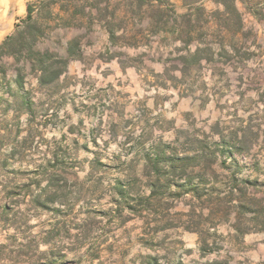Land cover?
Listing matches in <instances>:
<instances>
[{"label":"rangeland","instance_id":"obj_1","mask_svg":"<svg viewBox=\"0 0 264 264\" xmlns=\"http://www.w3.org/2000/svg\"><path fill=\"white\" fill-rule=\"evenodd\" d=\"M12 35L0 53L6 264H22L9 237L23 231L39 264H264V0H0V44ZM26 44L49 63L69 57L64 74L40 83ZM166 151L206 157L181 179L202 177L212 205L171 176L147 201L170 173L150 160Z\"/></svg>","mask_w":264,"mask_h":264},{"label":"trees","instance_id":"obj_2","mask_svg":"<svg viewBox=\"0 0 264 264\" xmlns=\"http://www.w3.org/2000/svg\"><path fill=\"white\" fill-rule=\"evenodd\" d=\"M234 1V0H233ZM163 1H160V3H162ZM227 5V4H226ZM27 19H31V13L29 11V8H27ZM16 35H12V36H8L6 37V39L0 44V53L5 54L6 49H11L14 48V46L16 47L17 42L19 41L18 38H15ZM27 48V51L30 54H33L32 51V44H26L25 46ZM36 55L37 60L36 63L38 65V70L40 72V77H39V82L42 84H49L52 83L54 81H56L57 79L60 78V76L62 74H64L65 72V68L67 66L68 61L70 60V58L68 57L67 59H63L60 60L58 62H56L55 64L53 63H49L44 57V54L42 53H34L33 56ZM1 56V55H0ZM71 56V54L69 55ZM29 60V59H28ZM31 60V61H30ZM29 61H27V63L29 64H33L32 61L33 59H30ZM34 62V61H33ZM165 154V155H164ZM166 154H169V156ZM202 155H188L185 153H180L177 154L173 151H166V153H163L162 155L156 156V158L151 159L150 162L154 163L155 165L158 164V162H160L162 160V158L166 159L167 162H169L170 164V173L168 175H161L158 176L157 182L158 183H151L149 185L150 188V196L147 199V201H149V199H155V197L159 194V191L161 188L160 182L162 181V178H165V176H167V181L169 183V179L168 176L173 177L176 180H183L182 183H176L179 184L177 185V188L182 189V188H187L186 190L189 191L193 197L197 200H201L202 198H209L208 202L211 201V195L212 193H214L215 189L212 188V193H206L205 191H207L206 188V182L205 180L202 179V177H200V179L197 180V183H194V181L192 179V177H189V174L187 173V176L185 179H181L183 174L186 173L187 167L190 165V163L194 160H197L199 158H201ZM206 157H202V160L199 161V163L203 164L204 160ZM198 178V177H197ZM246 183V182H245ZM248 183V182H247ZM246 183V184H247ZM169 188L170 186H164ZM232 192H234L233 189L230 190V194H232ZM119 193L123 197H126V199L128 200V195L129 197H131V194L126 190L125 188L123 189H119ZM125 195V196H124ZM211 205L213 204L212 202H210ZM208 206L205 207V209ZM239 207L244 209L243 204L240 203ZM212 208H210L211 210ZM9 209H6V207H2L1 208V212H3L2 214H0V224H3L4 221H7L4 219L3 215L5 213H7ZM202 212V211H201ZM200 216L202 217V214H200ZM21 222H20V221ZM11 226H14L15 228H18V230H20V228H27L26 225V221L22 220V219H18L17 217H14V220L12 221ZM9 239L11 240L10 243L13 241L14 243H16V241L19 240V244H18V252L17 255L19 257H23V259H21L22 261L20 263L22 264H39L38 262V248H39V240L31 235V234H26L25 231H23L22 233L18 232L12 236L9 237ZM9 246V245H8ZM5 244H0V264H6L7 261V253L6 249L8 247Z\"/></svg>","mask_w":264,"mask_h":264},{"label":"bare ground","instance_id":"obj_3","mask_svg":"<svg viewBox=\"0 0 264 264\" xmlns=\"http://www.w3.org/2000/svg\"><path fill=\"white\" fill-rule=\"evenodd\" d=\"M6 1V0H5Z\"/></svg>","mask_w":264,"mask_h":264}]
</instances>
